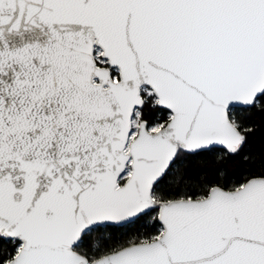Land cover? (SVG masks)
Here are the masks:
<instances>
[{
    "label": "snow or ice",
    "instance_id": "snow-or-ice-1",
    "mask_svg": "<svg viewBox=\"0 0 264 264\" xmlns=\"http://www.w3.org/2000/svg\"><path fill=\"white\" fill-rule=\"evenodd\" d=\"M264 0H0V264H264Z\"/></svg>",
    "mask_w": 264,
    "mask_h": 264
},
{
    "label": "trees",
    "instance_id": "trees-1",
    "mask_svg": "<svg viewBox=\"0 0 264 264\" xmlns=\"http://www.w3.org/2000/svg\"><path fill=\"white\" fill-rule=\"evenodd\" d=\"M261 147H264V135L258 133L253 141V150L258 151Z\"/></svg>",
    "mask_w": 264,
    "mask_h": 264
}]
</instances>
